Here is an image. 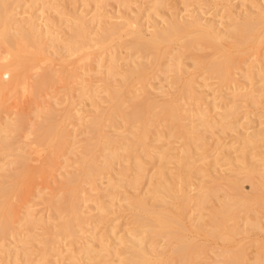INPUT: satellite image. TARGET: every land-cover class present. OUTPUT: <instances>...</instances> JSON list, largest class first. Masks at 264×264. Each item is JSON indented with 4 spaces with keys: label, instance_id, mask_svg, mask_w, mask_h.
I'll list each match as a JSON object with an SVG mask.
<instances>
[{
    "label": "bare ground",
    "instance_id": "6f19581e",
    "mask_svg": "<svg viewBox=\"0 0 264 264\" xmlns=\"http://www.w3.org/2000/svg\"><path fill=\"white\" fill-rule=\"evenodd\" d=\"M24 1L25 0H0V44L4 45L6 48V53L0 56V58L3 57L5 59L7 55L17 56L14 62L0 64V103L6 95L5 93L8 90L7 87H11L12 90H17L18 84H26L28 86L27 91H29L30 96H32L38 89L40 91L41 87L50 86L54 81L58 80L56 77V80L53 81L55 78H52V72L51 75H46L48 71L46 74H42L40 77L38 76V79L37 77L31 79L30 76L26 75L30 69L40 68L46 61L45 59L37 58L39 54L44 53L47 49L43 38L45 32L52 36V44H58V46L63 44L64 48L59 47V49L65 50L69 54L82 52L84 49H89L92 45L100 46L109 39H112L114 35H122L123 33L129 38L122 41L119 45L120 47L125 45V47L133 49L136 52L149 51V54L154 55H157V52L161 50L160 44L170 42L173 39L184 41L185 48H197V50L204 48L220 50L229 43L237 46L236 50L238 53L223 57H212L207 61V72L211 76L218 78L222 84L232 85L234 90V100H230L229 98L223 99L225 100V108L222 113H219V118L210 115V109L219 108L215 102L216 97L210 102L212 108L202 109L199 107L200 101L203 100L205 96L204 93L196 90L194 81L192 80L184 84L185 92L182 97L180 99H172L171 101L160 102L158 98L161 99V95L154 94L147 89L151 86L148 83L147 85L144 84L136 87L128 91V94L133 93V101L124 99L122 104L110 113V125L108 127L111 130L107 131L102 145L104 161L101 163L97 158L93 159L87 171V182L93 184V189H99L97 184L98 179L96 177L105 174L106 170L114 171L113 165L118 162V159H121L120 157L123 156V152L125 151L129 153L128 157L133 162L134 173L131 177H127L124 174V170L121 169L117 171L119 175V177H116L117 179L110 177L113 191L111 199L113 200L114 198L121 197L120 195H122V193L119 192V189H121L123 185L131 186L133 189L138 188L140 181L142 182V179L147 173V162L143 159L144 155L149 156V158L157 157L160 160H165L150 175L148 187L142 195L127 193L121 197L122 203L124 202V205H121L122 207L126 209H133L136 207L139 209L134 216L133 227L125 229L123 235H118L116 229L119 226L112 225L110 229L112 235L108 236L107 240H103L102 235L99 237V248L96 249L91 245V243L97 239L95 233L97 226L108 216L107 211L108 208H110L108 207V203H113L110 201H98V216L95 218L92 215L89 218L92 227L91 230H89L90 234L88 240L82 245V250L80 251L71 248L76 241L80 239L78 234L80 235V233L84 231L87 222L86 219L88 220V217H86L82 211V206L71 200L67 202V195L70 193V187L78 175L77 172L68 171L63 174V181H61V184L57 181V183L60 184V190L53 194V196H48L49 199L47 198V200H45L55 212L53 215L49 216L37 215L35 209H33L32 206H28L30 205L29 202L26 201L28 202L26 203L24 201L27 199L28 196L26 197V195L30 191L29 185H26L24 181L29 171V159L26 155L21 152L18 153L20 156L17 154L16 161L19 164L16 162L14 163L17 164L15 166L21 167L15 169L16 171H14L13 168L12 170L14 172H10L11 174H8V170L7 176H4L6 180L4 182L2 181L3 183L0 185V238L20 236V228L22 226H27L30 227L28 233L29 237L32 235V237L37 239L40 235L35 233V228L37 229L38 226H46V233H48L46 235L47 238H43V236L37 239L39 240L38 242L42 244V248H40V264L48 263V253L56 250L57 245H60L68 239H70L68 243H64L63 246L67 248V257L69 260L78 259V254L82 252L91 259L94 252L98 251L99 253H104L105 256H119V264H174V259L176 257L181 258L183 264H190L194 247L189 238L184 234V231L187 229L186 226L183 224L181 218L173 213L172 208L177 207L183 212L193 203L195 209H200V211H202L205 208V202L213 193V188H207L206 183H204L205 179L199 182L197 193L190 194L187 191V187L193 184L194 172H196V169L198 170L195 165L196 159L192 160L189 156L192 148V141L200 136L203 137L204 132H211L212 134L217 127H222L223 130L236 127V125L226 124L223 121L229 118V116H233L232 114L235 113L234 109H236L238 103L237 97H241L240 99L243 98L242 100L246 102L251 101L252 104H257L258 101L264 97V86L258 89L257 87H251V83L255 78L260 79L261 77L262 80L260 79V81L264 82V77H262L264 74L262 69V63L264 62V54H262V47L264 45V27L262 28V24L264 23V16L254 18L253 13H245L243 15L239 13L233 15V23L231 26L217 28L215 22L211 23L209 20L204 23L201 18L195 15H191L187 19H179L173 14L168 18L166 25H157L150 32V35L146 36L142 28L134 25L135 22L132 20L126 19L125 21L115 22L104 20L98 12V8L89 20L90 25L96 23L97 29L95 31H91L86 25L85 16L77 14L73 20H71V18L65 20L66 24L70 25V33L62 40L60 33H55V31H53V33L50 32L51 25L61 22V16L59 20H51V25H47V23H43V20H40L43 19L42 15L19 19L18 15H20V12L18 9L22 7ZM34 1H42V8H50L55 0ZM96 1H98V3L101 2V0ZM118 1L123 6H128L127 4L130 3V0ZM162 3L163 0H155L152 10L156 11L158 6H161ZM257 8L258 14H264V6L257 4ZM155 14H157V12H155ZM43 24L46 30L41 28ZM252 36L254 38L252 42H249ZM246 43L248 44L247 46ZM167 50L168 47L165 48L164 52H169L168 55H171L172 52ZM250 51L253 52L256 59L252 60L254 64L245 71L243 80L240 82L236 75L243 72V68L249 58L246 54ZM88 55L86 57H91ZM131 57V61L125 63L126 68L119 72V58L110 55L109 63L105 70L107 76L106 85L102 89L107 93L109 100L115 99L121 90L127 86V79L131 75L145 70L153 64V62L149 60L145 62L144 57H133V55H131ZM182 60L181 57L176 58L172 56L169 63L164 66L165 71L181 72L183 68ZM99 61L100 60H98V64L100 63ZM194 64L198 65L199 63ZM162 65H164V63H162ZM20 67H23L25 72L23 76L18 79V76H13L11 73L18 70ZM100 67H102L101 64H99V68ZM73 72L75 71L70 72L68 75L64 74V72H61V75H59V72L57 76L62 77L59 78L60 80L66 79V77L76 78L80 76L79 73ZM48 74H50V72H48ZM119 74L122 75L121 79H117ZM53 76L55 77V75ZM48 81L49 83L52 81L50 85L47 84ZM117 85L121 86V88L117 87ZM98 88V85H89V87H87V85H82L81 89L83 96L88 99H93L92 105L97 108L100 107L99 103L95 101L100 91ZM163 91L167 90L164 86H159V94H168V92L165 94ZM243 91L245 92L242 93ZM23 93L22 91V94ZM141 93L145 94L143 101L139 100ZM54 104L58 105L56 103ZM125 104L132 106L133 111L124 110ZM55 105L52 103L47 108L42 105L44 109L39 107L37 108L38 110H36L38 118L41 117L43 112L45 114L43 121L38 122V128L35 132L38 135V142L40 144H45L47 141L51 142L50 158L48 161L46 158L48 163H46V168L44 166V168L38 167V170L46 177H51L50 175L54 171L55 164H57V158L61 155L60 152H65L66 148H70L72 143L69 142L70 135L66 133V128L57 132L55 126L51 123L54 112H56ZM157 106H159L157 111L151 110ZM79 111L80 109L75 113L78 114L80 113ZM182 112H186L187 114L184 116ZM20 113H22V111ZM23 114H21V116ZM101 116L102 112L89 120L92 128H97ZM163 117L167 118V123L164 128L154 131L152 126L157 127ZM193 118L197 120L195 121ZM186 119H189V121L186 122ZM17 120H7L4 124H0V150L3 153H8L13 148V142L10 140L12 138L9 137V133L14 131V128H18L20 120H18V122ZM122 121H128L131 127V129L128 128L127 134L113 131V129L116 130L119 127L118 125ZM199 128L203 129V135L202 132L198 134L197 130ZM246 129H249V127ZM205 135L203 139L206 138ZM167 136H176V138L186 137L187 148H175L176 153H168L167 151H170V148L168 150H157L160 148L151 144L155 138L161 140ZM96 138L97 137H95V140ZM243 138L244 139H239L241 146L230 145L226 151L224 150L222 159L232 166V171L244 173L246 178L252 181L255 190L254 193L247 194L242 191L241 182L240 179L236 177V173L222 175L221 177L227 181L232 193L226 192L221 201V205L219 204L220 206L215 207L211 210L210 214H208L207 222L205 221L206 215L202 212H199V214L192 219L194 221L196 220L193 226L204 229L207 234L215 238L224 237L225 239H231L233 234L239 233L240 226L238 222L240 219H245L246 223L252 222L253 220L258 221L257 218L252 216L253 213L250 214L253 207L249 206V202L254 199L256 202L260 200L264 203V158L254 159L256 156L254 150L264 145V128L245 131L243 133ZM93 143L94 138L89 137L86 141L85 146H87V148L85 147V149H91ZM205 145L206 144H203V147L201 144L196 146L198 154H204L203 149L206 150ZM230 149H233L235 154H233ZM66 151L69 150L67 149ZM121 153L122 156H120ZM172 161L176 163L174 170L168 168V164ZM214 163L217 165L220 163V160L216 158ZM4 166L5 165L0 166V169L4 170ZM213 181L214 179L212 182ZM84 191L83 189L82 192ZM13 193L16 194V198L10 200L9 198ZM100 197L97 196L98 199ZM82 199L85 200V202L89 200L88 198ZM21 207L25 208L24 212H20ZM62 207L63 209L66 207L69 213L68 219H66L65 222H61L63 219L62 215L56 216L57 213L64 212V210L61 209ZM242 210L245 214L243 217L239 215V212ZM56 219L58 223H54ZM233 220L234 223L230 224ZM162 235H166L171 239L170 243L172 246L170 254L167 256L163 254L166 245L165 247L162 246L161 249H158L155 243L148 245L150 240H157L158 237ZM75 237H77L78 240ZM19 241L23 243V246L15 248L16 256H14V258L16 261H18L17 257L21 252L20 250H23L21 252V254L24 252L23 256L28 255V249L24 246L29 241ZM108 241H112L113 246L109 245ZM3 250L4 249L0 247V251L3 252ZM120 255H122V257H120ZM221 255L223 258L216 261L215 264H253L247 257L245 248L242 247H226L222 250ZM26 257L25 260L28 262V256ZM254 261L260 263L261 259L257 257ZM104 264L113 263L107 261Z\"/></svg>",
    "mask_w": 264,
    "mask_h": 264
},
{
    "label": "rangeland",
    "instance_id": "374dc122",
    "mask_svg": "<svg viewBox=\"0 0 264 264\" xmlns=\"http://www.w3.org/2000/svg\"><path fill=\"white\" fill-rule=\"evenodd\" d=\"M25 1L23 2L22 7L18 9L20 12V15H18L19 19L42 15L43 19L40 20H43V23H47V25H51V20H59V17L61 16V22L51 25L50 32L53 33V31H55V33H60L62 40H64L70 33V25L66 24L65 20L67 18H71V20H73L77 14H82L85 16L84 19L86 21V25L91 31H95L97 29L96 23H92L90 25L89 20L95 13V10H98V8V12L101 14V17L104 20L111 22L125 21L126 19L132 20L135 22L134 25L140 26L142 28L146 36H149L150 32L157 25H166L168 18L173 14L179 19H187L191 15H195L201 18L204 23L209 20L211 23L215 22L217 28L231 26L233 23V15L239 13L242 15L245 13H253L254 18H260L264 16L263 13L258 14L257 8V4L264 6V0H163L162 5L158 6L156 11L152 10L155 0H130V3H128V1V4L126 3L128 6H123L118 0H101L100 3H98L96 0H55L56 2L53 1L50 8H42V1ZM155 12H157V14H155ZM263 27L264 23L262 24V28ZM41 28L45 29L46 27L43 24ZM43 38L47 49L44 53L39 54L37 58L45 59L46 61L41 65L40 68L30 69L26 75L30 76L31 79L36 77L38 79V76L40 77V75L42 76V74H46L48 71L50 74L47 72L46 75H51L52 72V78H55L53 81L56 80V77L58 80L54 81L52 84V81H50V83L48 81L47 84H51V87L43 86L44 88L41 87L40 91L39 89L37 90L40 94L35 91V93L37 92L38 95L37 93H34L32 96H30L29 91H27L28 86L26 84H18L17 90H12L11 87H7L8 90L5 93L6 95L3 97V100L0 103V124H4L7 120L15 121L18 117H20L18 118L20 121L18 123V128H14V131L9 133V137L12 138L10 140L13 142L12 150H10L8 153H3L0 150V166L5 165V171L0 169V185L6 180L4 176H7L6 174L8 170L9 174L10 172L12 173L16 171L15 169L21 167L15 166L17 165L16 163H18L16 161L17 154L21 152L22 154L26 155L29 159V171L26 174L27 177L24 181L26 182V185H29L30 191L28 192L29 194L27 193L26 197H28L24 201L29 202L30 205L28 206H32L33 209H35V213L37 215L49 216L53 215L55 212L45 200H47L48 196H53V194L60 190V184L61 181H63V174L68 171L77 172L78 175L70 187L71 194L69 193L67 195V202L71 200L72 202H76L82 206V211L86 217H88V220L86 219L87 222L84 231L80 233V235L78 234L80 239L78 240V236V238L75 237L78 241H76L74 238L76 243L71 248H75L76 250L80 251L82 250V245H84L85 241L88 240L90 234L89 230H91L92 227L91 220L89 218L92 215L95 218L98 216V201L113 202L111 204L108 203V207H110L107 211L108 216L106 215L107 218L101 221L95 230L97 239L92 242L91 245L97 249L99 248V237L101 235L103 236V240H107L108 236L112 235L110 233L112 225L119 226L116 229L118 235H123L125 229L133 227L134 216L136 211L139 209L136 207L133 209H126L122 207L124 202L122 203L121 197L127 193H136L142 195L148 187L150 175L161 163L165 161L160 160L157 157L149 158V156L144 155L143 159L147 162V173L142 179V182L140 181L138 188L133 189L131 186L123 185L121 189H119V192L122 193V195H120L121 197L114 198L113 200L111 199L113 191L110 177H113L114 179L119 177L117 171H120L121 169L124 170V174L127 177H131L134 173L133 162L128 157L129 153L125 151L123 152V156L121 153V159H118V162L113 165L114 171L106 170L105 174L96 177L98 179L97 184L99 189H93V184L87 182V171L89 164L93 159L97 158L101 163L104 161L102 145L104 143L107 131L111 130L108 127L110 125V113L114 109L118 108L124 99H130L131 101L133 98V93L128 94V91L133 90L136 87L144 84L147 85L148 83L152 87L149 86L147 89H149L154 94H158L159 96L161 95V99L158 98L160 102L171 101L175 98L180 99L185 92L184 84L192 80L194 81V87L196 90L204 93L205 96L204 99L200 101L199 107L202 109L209 107L212 108V106H210V102L216 97L215 102L219 108L210 109L211 114H209L213 115L215 118H219V113H222L225 108V100L223 99L229 98L230 100H234V90L232 85H224L218 80V78L211 76L207 72L206 65L209 58L223 57L238 53L236 50L237 46L229 43L220 50H215L213 48L197 50V48H185L184 41L173 39L170 42H164L160 44L161 50L157 52V55H154L149 54V51L136 52L133 49L125 47V45L120 47V43L129 38L123 33L122 35H114L112 39H109L100 46L92 45L89 49H84L82 52L69 54L65 50L59 49V47L64 48L63 44L58 46V44L51 43L52 36L50 34L45 32ZM253 38L254 37L252 36L249 39V42H252ZM247 45L248 44L246 43V46ZM167 47V51L172 52L171 55H168L169 52H164L165 48ZM5 53V46L0 44V56ZM262 54H264V45L262 47ZM87 55L91 57L88 58L86 57ZM110 55H114L119 58V72L126 68L125 63L131 61V55H133V57H144L145 62L148 60L153 62V64L145 70L131 75L127 79V86L123 88L119 95L113 100H109L107 93L102 90L106 85L107 76L105 74V70L109 63ZM172 56H175L176 58L181 57V59H183V68L179 73L174 71L168 72L164 69V66L169 63ZM246 56H249V58L247 59V62L243 68V72H240L236 75L240 82L243 80L245 71L254 64L252 60L256 59V56L253 55L252 51L248 52ZM16 59L17 56L15 55H7L5 59L3 57L0 58V64L14 62ZM98 60H100L99 64L102 66L100 68ZM162 63H164V65H162ZM194 63L199 64L195 65ZM263 64L264 62L262 63V69L264 71ZM72 71L79 73L80 78L66 77V79L60 80L59 78L61 76H57L59 72V75H61V72H64V74L68 75ZM24 72V68L20 67L18 70L13 71L11 75L16 77L18 76V79H20ZM53 75H55V77ZM262 77H264V74ZM121 78L122 75L119 74L117 79ZM260 79L262 80L261 77ZM260 79L255 78L251 83V87H257L258 89L259 87L264 86V82H261ZM82 85H87V87H89V85L99 86L98 89L100 91L98 98H95V101L99 103V108L92 105L93 99H88L83 96V93L81 92ZM159 86H164L167 91L163 92H165V94L168 92V94H159ZM117 87L121 88V86L118 85ZM22 91L24 92V96ZM244 92L245 91L242 93ZM144 96L145 94L141 93L139 100L143 101ZM240 98L241 97L236 98L238 100L236 101L239 103V105L237 103L236 109H234L235 113L232 114L233 116H229V118H226L223 121L226 124H231L233 126L236 125V127L228 128L226 130H223L222 127H217L214 129L212 134L211 132L206 133L203 131V129L199 128L197 130L198 134H201L203 131L204 135L205 133L207 135H205L206 138L203 139L204 135L202 132L203 137L200 136L192 141V148L190 150L189 156L192 160L196 159L195 165L198 170L196 169V172H194L195 176L193 184L187 187V191L190 194L197 193V186L199 185V182L202 179H205L204 183H206L207 188H213V193L211 197L205 202V208L202 211H200V209H195L193 203L190 204V206L183 212H181L177 207L172 208L173 213L179 216L183 224L186 226L187 229L184 231V234L187 238H189L192 246L194 247L190 264H215L216 261L223 258L221 252L226 247L245 248L247 257L250 259L251 263L255 264L256 262L254 260L259 257L261 262L256 264H264L263 201L259 200L256 202L253 199L251 202H249V206L253 207V210L250 212V214L253 213L252 216L257 218L258 221L253 220L252 222L250 221L249 223H246L245 219H240L238 222L240 226V232L233 234L231 239H225L224 237L215 238L212 235L207 234L204 229L193 226L196 220H192L194 217H196V215L199 214V212H202L206 215L205 221L207 222L208 214H210L211 210H213L215 207L221 205V201L223 200L226 192L232 193L227 181L221 176L235 174L236 172L231 170L232 166L223 161V151H226L230 145L241 146L239 139H244L243 133L245 131H253L264 128V97L261 99L258 98L260 100L257 104H252L251 101H243V98ZM52 103L53 105H55L54 103L58 105H55L56 112H54V117L51 119V123H53L57 132L66 128V133L70 135L69 142L72 143L70 148H66V150L68 149L69 151L65 150L66 153L64 151L60 152L61 155L59 158H57V164H55L54 171L50 175L51 177H46L43 176V174L38 170V167L40 168L44 166L46 168L48 164L47 161L50 158L51 142L47 141L45 144H40L38 142V135L35 132L38 128V122L43 121L45 114L43 112L41 117L39 116L40 118H38L36 115V110H38L37 108L39 107L42 109H44V107L47 108ZM42 105L44 107H42ZM158 108L159 106L152 108L151 110L157 111ZM79 109L80 113L76 114L75 112ZM123 109L126 111H133L132 106H129L128 104H125ZM21 111L22 113H20ZM100 112H102V116L99 125L97 128H92L90 126L89 120L94 118ZM182 113L184 116L187 114L186 112ZM21 114L24 116H21ZM195 118H193V120L196 121L197 119ZM185 121L188 122L189 119H186ZM166 123L167 118L163 117L157 127L152 126V128L154 131L162 130ZM118 126L119 127L116 130L113 129V131L116 133L127 134L128 128L131 129L128 121H122ZM247 127H249V129H246ZM176 136H167L161 140H157V138H155L151 144L160 148L157 150H168L170 148L171 150L167 151L168 153H176L175 148H187L186 137L176 138ZM89 137L94 138V143L92 144L91 149L86 150L85 147L87 148V146H85V144ZM95 137H97L96 140ZM200 144L202 147L203 144H206V150L203 149L204 154H198L197 152L196 146H199ZM263 146L254 150L256 155L254 159L264 158ZM230 150L233 152V154H235L233 149ZM216 158L220 160V163L217 165L214 163ZM175 167L176 163L173 161L168 164V168L171 170H174ZM13 168L14 171L12 170ZM235 175L240 179L242 191L247 194H253L255 190L252 181L248 180L244 173L237 172ZM213 179L214 181L212 182ZM57 181L60 184L57 183ZM83 189L85 190L84 192H82ZM15 196L16 194L13 193L9 199L13 200L16 198ZM97 196L101 197L98 199ZM82 198H88L89 200L85 202V200ZM61 209L64 210V212H59L56 214V216L58 217L59 215H62L63 219L61 222H65L66 219H68L69 213L67 212L68 210H66V207H64V209L62 207ZM24 211L25 208L21 207L20 212ZM239 215L243 217L245 215L244 211H240ZM54 223H58L57 219L54 221ZM233 223L234 220L230 222V224ZM29 228L30 227L22 226L20 228V236H8L0 238V247L1 249H4L3 252L0 251V264H27L28 262V264H40V248H42V244L39 243V240L37 239H40L43 236V238H47L46 235L48 233H46V226H38L37 229L35 228V233L40 235V237H37V239L32 237V235L29 237ZM19 240L29 241L24 246L28 249V255L23 256L24 252L21 254L23 250H20L21 252L17 257L18 261H16L14 258V256H16L15 248L18 246H23V243ZM69 240L70 239L62 242L60 245H57L56 250L50 251L48 253L47 256L49 262L46 264H104L107 261L112 262L113 264H119V256H105L104 253H99L98 251L94 252L92 256L90 255L91 259H89L87 255L82 252L78 254V259L69 260L67 257V248L63 246V244L68 243ZM170 241V237L162 235L158 237L157 240H150L148 245L155 243L158 249H161L162 246L165 247L166 245L163 254L164 256H167L170 254V249L172 246ZM108 242L109 245L113 246L112 241ZM26 256H28V262L25 260L27 258ZM120 257H122V255H120ZM174 264H183L181 262V258L176 257L174 259Z\"/></svg>",
    "mask_w": 264,
    "mask_h": 264
}]
</instances>
